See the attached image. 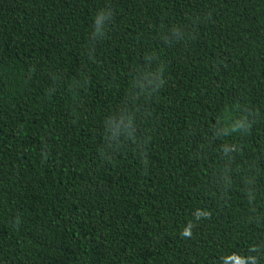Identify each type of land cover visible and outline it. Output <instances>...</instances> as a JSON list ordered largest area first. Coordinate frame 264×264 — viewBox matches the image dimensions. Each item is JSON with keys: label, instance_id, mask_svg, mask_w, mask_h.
I'll return each mask as SVG.
<instances>
[{"label": "trees", "instance_id": "trees-1", "mask_svg": "<svg viewBox=\"0 0 264 264\" xmlns=\"http://www.w3.org/2000/svg\"><path fill=\"white\" fill-rule=\"evenodd\" d=\"M249 255L264 0H0V264Z\"/></svg>", "mask_w": 264, "mask_h": 264}, {"label": "clouds", "instance_id": "clouds-1", "mask_svg": "<svg viewBox=\"0 0 264 264\" xmlns=\"http://www.w3.org/2000/svg\"><path fill=\"white\" fill-rule=\"evenodd\" d=\"M184 235H189L190 231L185 230V232L183 233ZM228 259H231V257H229ZM258 264V258L255 256H247V257H240V261L239 264ZM225 264H227V260H225Z\"/></svg>", "mask_w": 264, "mask_h": 264}]
</instances>
